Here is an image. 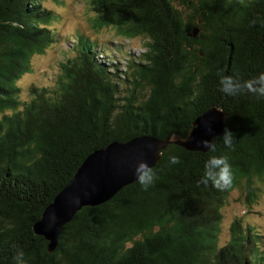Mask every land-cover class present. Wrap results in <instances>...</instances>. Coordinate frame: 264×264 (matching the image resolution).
I'll return each instance as SVG.
<instances>
[{
    "label": "trees",
    "instance_id": "1",
    "mask_svg": "<svg viewBox=\"0 0 264 264\" xmlns=\"http://www.w3.org/2000/svg\"><path fill=\"white\" fill-rule=\"evenodd\" d=\"M44 1L0 0V264H19V253L22 264H264L256 227L237 220L230 241L219 242L229 195L244 188L250 204L264 182V97L220 90L223 76L264 73V0H90L96 31L144 40L145 53L126 65L115 57L121 49L82 32L62 38ZM63 39L73 54L56 83L23 99L19 81L34 56ZM212 106L227 113L231 147L224 132L207 153L168 147L152 186L137 181L81 209L47 251L33 225L91 153L146 135L185 138ZM213 156L230 165L228 184L202 183Z\"/></svg>",
    "mask_w": 264,
    "mask_h": 264
},
{
    "label": "water",
    "instance_id": "2",
    "mask_svg": "<svg viewBox=\"0 0 264 264\" xmlns=\"http://www.w3.org/2000/svg\"><path fill=\"white\" fill-rule=\"evenodd\" d=\"M199 29L188 36L196 38ZM227 113L217 106L210 107L192 123L185 138L170 135L166 139L153 136L136 137L127 142L114 141L91 153L78 168L69 184L49 204L33 230L48 242L47 251L53 253L59 246L64 227L85 207H97L111 200L124 187L137 182L135 167L146 161L152 168L172 145L189 152L207 153L210 149L200 141L221 136L225 130ZM78 200V203L76 202Z\"/></svg>",
    "mask_w": 264,
    "mask_h": 264
},
{
    "label": "rangeland",
    "instance_id": "3",
    "mask_svg": "<svg viewBox=\"0 0 264 264\" xmlns=\"http://www.w3.org/2000/svg\"><path fill=\"white\" fill-rule=\"evenodd\" d=\"M44 7L57 13L58 19L52 22L51 27L62 35V38H68L82 32L91 40L104 47L106 51L121 49L115 57L126 65L127 56H133L136 62L144 50V40L141 38L132 41L123 40L113 27L103 28L96 31L93 27V20L97 13L92 10L90 0H45ZM180 8V7H179ZM65 42V40L63 39ZM115 52V51H114ZM69 45L59 43L52 48L47 49L44 54L35 55L32 60V73L25 75L19 85L22 88V98L28 96V90L32 86H52L61 73V64L66 60L67 55H71ZM130 54V55H129ZM123 71H126L122 67ZM257 186L261 188L259 199L248 204L246 190L237 189L233 191L222 207V224L219 237L220 246H225L231 239L232 226L235 221L240 220L244 226L251 225L256 227L264 234V182H258Z\"/></svg>",
    "mask_w": 264,
    "mask_h": 264
},
{
    "label": "clouds",
    "instance_id": "4",
    "mask_svg": "<svg viewBox=\"0 0 264 264\" xmlns=\"http://www.w3.org/2000/svg\"><path fill=\"white\" fill-rule=\"evenodd\" d=\"M221 88L220 90L228 96H237L242 92H250L257 98L264 97V73H261L259 76L247 80L240 81L231 76L221 77ZM223 141L225 145L231 147L234 140V134L229 130L225 129L223 134ZM200 143L210 149L214 150V146L211 141L205 139L200 141ZM180 160L176 156L170 157V163L176 164ZM135 175L137 181L145 188H149L153 185L155 181V174L153 169L146 161H140L135 167ZM231 179V170L230 165L227 163L225 157H211L205 164V175L202 178V183L207 184L209 180L214 182V186L219 187L221 182L228 184ZM78 203V200L76 201ZM23 253L17 255V260L19 264H22Z\"/></svg>",
    "mask_w": 264,
    "mask_h": 264
}]
</instances>
